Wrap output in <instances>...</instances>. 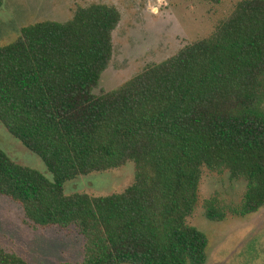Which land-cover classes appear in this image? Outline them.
Here are the masks:
<instances>
[{"label": "trees", "instance_id": "obj_1", "mask_svg": "<svg viewBox=\"0 0 264 264\" xmlns=\"http://www.w3.org/2000/svg\"><path fill=\"white\" fill-rule=\"evenodd\" d=\"M121 20L115 6L80 7L0 48V122L53 175L0 148V196L37 226H76L82 264H207L209 238L188 224L204 169L247 185L240 203L207 201L206 219L264 209V0H241L207 38L97 95ZM128 163L123 193L65 194ZM0 264L29 263L0 245Z\"/></svg>", "mask_w": 264, "mask_h": 264}, {"label": "rangeland", "instance_id": "obj_2", "mask_svg": "<svg viewBox=\"0 0 264 264\" xmlns=\"http://www.w3.org/2000/svg\"><path fill=\"white\" fill-rule=\"evenodd\" d=\"M241 0H0V48L14 43L22 29L52 20L68 22L80 7H117L122 20L113 34V58L97 95L116 90L152 64L176 55L183 47L212 34ZM0 148L16 163L36 169L53 181L43 160L26 148L0 122ZM136 167L94 173L69 181L65 194L104 197L123 193L135 182ZM247 185L229 173L204 169L199 199L190 226L209 238L207 264H264V209L246 217L229 215L223 222L205 217V204L219 199L240 203ZM0 245L29 264H82L87 239L76 226L43 228L28 220L21 206L0 196Z\"/></svg>", "mask_w": 264, "mask_h": 264}]
</instances>
